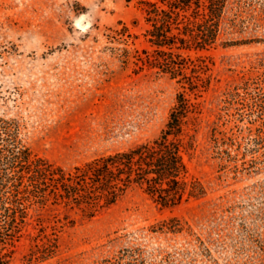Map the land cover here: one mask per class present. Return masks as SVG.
<instances>
[{"label": "rangeland", "instance_id": "rangeland-1", "mask_svg": "<svg viewBox=\"0 0 264 264\" xmlns=\"http://www.w3.org/2000/svg\"><path fill=\"white\" fill-rule=\"evenodd\" d=\"M141 1L0 0V119L23 121L35 153L70 170L153 139L166 127L181 86L124 64L107 38L110 28L127 24L138 36L136 46L144 47ZM231 2L235 9L224 25L243 34L222 39L250 42L192 53L207 58L212 77L197 99L203 145L191 165L192 175L210 185L209 195L161 210L135 188L110 207L73 212V222L47 219L42 231L30 227L13 264H110L135 250L144 251L147 264H166L156 250L187 246L190 230L210 246L190 264H264V0ZM243 86L250 100L225 95ZM208 120L233 127L230 146L209 141ZM175 221L183 232L163 229ZM218 226L228 236L211 245ZM50 243L55 254L40 259ZM130 258L122 264H135Z\"/></svg>", "mask_w": 264, "mask_h": 264}, {"label": "trees", "instance_id": "trees-1", "mask_svg": "<svg viewBox=\"0 0 264 264\" xmlns=\"http://www.w3.org/2000/svg\"><path fill=\"white\" fill-rule=\"evenodd\" d=\"M231 1L142 0L146 24L142 48L136 46L138 36L127 24L109 29L108 41L114 44V53L124 64L133 62L137 70L168 75L182 88L166 127L157 137L67 170L33 151L23 121L0 119V264L14 263L17 243L26 233L31 234L30 227L42 231L47 219L73 222V212L84 207L95 210L110 207L135 188L161 210L209 195L210 185L192 175L191 165L203 145L199 138L202 108L197 99L211 88L212 77L208 75L207 58L193 57L192 53L250 42L248 38L222 39L223 35L243 34L224 25L227 12L235 9ZM245 86L225 95L250 100V88ZM207 124L209 141L230 146L236 139L233 127L221 129L215 120H208ZM258 137L262 136L254 139ZM87 216L94 214L90 212ZM223 226L212 232L211 245L225 243L228 234ZM163 229L181 233L185 228L175 221ZM189 234L192 238L187 246L172 252L156 250L166 264H190L195 254L210 251L206 240L192 230ZM56 248L54 243L45 246L40 259L51 258ZM136 252L128 257L122 253L110 264H122L129 257L135 264H147L144 251ZM136 255L145 261H136Z\"/></svg>", "mask_w": 264, "mask_h": 264}]
</instances>
